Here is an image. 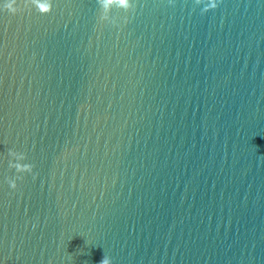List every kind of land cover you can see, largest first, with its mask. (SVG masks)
<instances>
[{"label":"water","instance_id":"95a60500","mask_svg":"<svg viewBox=\"0 0 264 264\" xmlns=\"http://www.w3.org/2000/svg\"><path fill=\"white\" fill-rule=\"evenodd\" d=\"M6 2L0 264H264V0Z\"/></svg>","mask_w":264,"mask_h":264},{"label":"clouds","instance_id":"9594fccd","mask_svg":"<svg viewBox=\"0 0 264 264\" xmlns=\"http://www.w3.org/2000/svg\"><path fill=\"white\" fill-rule=\"evenodd\" d=\"M17 0H7V2L4 4V9H6L11 14H16L20 9L16 6ZM118 4L120 7L128 8L130 6L129 0H102V6L105 9H108L111 5ZM218 6L217 0H212L209 6H206L202 8V12H207L211 9H215ZM36 8H38V11L41 14H47L51 12L52 10V0H45V2L37 3L35 5ZM9 155H16V153L9 149ZM21 158H23V154H21ZM12 167H15L18 172H26V173H33V168L35 167L32 163L27 164H14L10 165ZM35 178V175H34ZM23 176H16L14 178H10L7 182L12 189L17 188V181L22 180ZM97 264H112V260L109 256L103 255L102 259L97 262Z\"/></svg>","mask_w":264,"mask_h":264}]
</instances>
